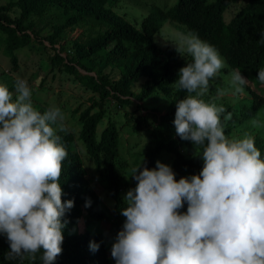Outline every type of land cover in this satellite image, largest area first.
<instances>
[{"label": "clouds", "instance_id": "clouds-1", "mask_svg": "<svg viewBox=\"0 0 264 264\" xmlns=\"http://www.w3.org/2000/svg\"><path fill=\"white\" fill-rule=\"evenodd\" d=\"M171 43L191 57L174 82L188 93L176 103V135L192 143L203 167L179 180L160 160L151 169L144 160L132 167L125 176L137 183L123 196L126 219L111 256L115 264H264V158L252 132L225 134L226 109L215 102L222 89L203 99L225 61L194 31ZM230 77L234 94L243 95L248 79L240 69ZM257 78L264 84V68ZM14 87L0 83V235L9 243L7 259L41 254L42 264H53L62 253L63 217L74 206L62 200L60 184L68 152L57 133L66 131L65 115L57 106L39 111L27 80L17 78Z\"/></svg>", "mask_w": 264, "mask_h": 264}, {"label": "trees", "instance_id": "trees-1", "mask_svg": "<svg viewBox=\"0 0 264 264\" xmlns=\"http://www.w3.org/2000/svg\"><path fill=\"white\" fill-rule=\"evenodd\" d=\"M111 1L119 0H17L16 3L21 9L18 18L11 16L9 4L0 6V31L5 34L4 52L10 57L15 69L19 68L16 50L34 42L33 35L39 37L32 16L42 17L53 5L62 7L67 18L63 24L55 26L53 34L48 36L52 44H56L57 37L73 25L87 23L102 29L86 40L74 42L76 51L67 58V62L64 56L57 53L50 61L39 66V73L43 78L41 85L50 74L55 75L57 70L65 71L86 88L100 95L99 100H94L91 106L80 112L83 126L77 139L72 133H57L68 152L63 161L60 178L62 200L72 199L74 206L63 217L67 224L62 230V253L53 264H115L110 253L126 219L121 215V209L125 206L123 196L126 194L123 190L134 188L137 182L134 179L131 183L125 180V170L119 167L126 166L127 161L121 156L117 124L109 119L108 124L99 132L100 124L107 113L106 103L110 99L126 105L132 102L133 96L144 100L157 91L172 96L168 112L156 124L145 123L146 120L141 114L136 117L134 130L145 127L152 135L144 158L137 159L136 166L144 160L148 168H154L158 157L166 152L173 156L171 167L177 180L198 174L203 167V160L199 156L191 155L195 151L192 143L182 140L173 131L176 103L188 93L177 89L172 92L171 85L178 79L179 69L191 58L187 61L180 59L175 48L163 49L155 42V36L167 21L186 26L190 32H196L202 40L214 46L227 60L229 68L224 71H249L248 76L257 87L264 85L257 78L258 71L264 68V0H246L229 21L226 20L225 13L238 0H173L169 6L153 9L142 20L141 29L108 8ZM107 67L120 69L121 78L113 81L105 73ZM141 78L146 80L141 92L136 94L133 84ZM8 88L13 91L15 87L11 85ZM253 95V101L244 105L240 114H236L235 108L227 104L228 109L221 117L226 125V135L232 133L233 126L229 121H224V116L232 112L233 119L247 120L255 117L264 106V97L254 90ZM96 107L99 109L94 111ZM37 109L42 113L45 111L44 108ZM255 143L264 158V140L256 137ZM81 148L110 191L113 215H109L103 208L102 198L87 177ZM88 200L91 204L85 207ZM186 210L185 202L180 211ZM84 213L89 216L92 225L90 229L79 232L78 223ZM106 223L110 224L108 231L100 228ZM91 242L99 244L98 250L93 251L90 248ZM8 250L6 237L0 235V264H42L41 254H37L35 261H20L7 259Z\"/></svg>", "mask_w": 264, "mask_h": 264}, {"label": "rangeland", "instance_id": "rangeland-1", "mask_svg": "<svg viewBox=\"0 0 264 264\" xmlns=\"http://www.w3.org/2000/svg\"><path fill=\"white\" fill-rule=\"evenodd\" d=\"M214 1V0H209ZM246 0H238L233 2L227 12L225 13L226 20L229 21L233 14L241 7ZM17 0H0V6L10 5V14L13 18H18L21 9L16 3ZM173 3V0H119L118 2H109L108 8L116 12L122 17L123 20L133 24L135 27L141 29L142 20L156 7H165ZM67 16L63 12V8L53 5L42 16H32L34 28L39 32V37H34V42L30 43L24 48L16 50L18 54L19 68L12 67L11 59L4 52V38L5 34L0 31V83L6 84L8 87L15 84L17 78L27 80L30 88L32 89L33 104L36 108H44L45 110L51 106L59 107L65 115L64 133H72L76 139L78 138L82 123L80 120V112L87 107L91 106L95 101L100 99L99 93H96L84 85H82L72 74L65 71L57 70L55 75L50 74L46 81L41 85L43 80L42 75L39 73V66L43 62L50 61L55 54L60 53L67 58L73 56L76 51L74 42L86 40L90 35H95L99 28L98 26L81 23L67 27L59 37H57L56 44H52L48 36L53 34L54 27L63 24ZM102 30V29H101ZM31 31V30H30ZM190 32L186 26L175 22L167 21L163 28L155 36V42L163 49L168 47L175 48L171 42L179 43L180 36ZM41 37V38H40ZM36 38V40H35ZM40 38V39H39ZM171 41V42H167ZM220 53V52H219ZM221 55V53H220ZM180 59L189 60L191 57H181ZM225 61V67L220 70L217 77L210 81L209 92L203 97L205 101H210L216 96V90L222 89L224 96L215 102L219 105L222 104L225 109L227 104L235 108V113L240 114V109L244 105H248L253 101V90L264 97V85L257 87L249 78V71L241 70L242 75L248 79V83L244 86V94H234L233 88L230 83V73L224 69L229 68L226 58L221 55ZM83 73L85 71L81 70ZM95 74V72H93ZM106 74L115 81L119 80L122 76L120 69L115 67H107ZM145 78H141L133 84V90L139 94L145 82ZM176 87L174 83L171 85V91L174 92ZM15 93V88L13 90ZM172 96L166 95L163 91H157L144 100L137 99L136 96L132 97L130 104L121 105L115 99H110L106 103L107 113L104 120L101 122L99 132L108 124L109 119L113 120L119 129L120 133V150L122 159H126V166H119L121 170H125V175L130 174V169L136 167V160L144 158L146 150L151 143L152 135L145 127L140 130H134V122L140 114L144 116L145 123L156 124L159 122L160 117L166 114L170 108ZM96 107L94 111L98 110ZM231 113V120L229 124L233 126V131L229 136L242 137L245 132H252L256 137H261L264 140V106L258 111L257 115L251 119L241 120L233 119ZM257 121L258 126L253 127L252 121ZM175 133V129L173 130ZM183 149V148H182ZM185 152L184 150H182ZM81 153L86 162L85 168L87 177L93 182L98 194L102 198L103 208L109 215H113V199L110 191L105 182L101 180L97 170L92 163L86 159L84 149L81 148ZM195 151L191 155L195 156ZM163 163L172 166L173 156L170 153L164 152L158 157ZM125 180L130 183L133 179L128 176ZM127 188L123 192L126 193ZM91 219L84 213L78 223V231L84 232L86 229L91 228ZM100 228L109 230L110 224H102ZM110 258L114 260L110 253ZM115 261V260H114Z\"/></svg>", "mask_w": 264, "mask_h": 264}]
</instances>
